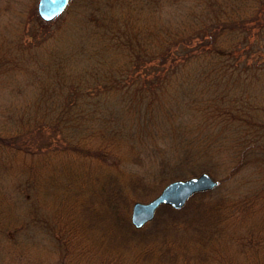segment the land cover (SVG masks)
I'll return each mask as SVG.
<instances>
[{"label":"trees","instance_id":"1","mask_svg":"<svg viewBox=\"0 0 264 264\" xmlns=\"http://www.w3.org/2000/svg\"><path fill=\"white\" fill-rule=\"evenodd\" d=\"M25 16L0 31V264H264V175L223 184L264 173V0ZM202 172L218 185L132 223L135 201Z\"/></svg>","mask_w":264,"mask_h":264},{"label":"water","instance_id":"2","mask_svg":"<svg viewBox=\"0 0 264 264\" xmlns=\"http://www.w3.org/2000/svg\"><path fill=\"white\" fill-rule=\"evenodd\" d=\"M70 0H38V13L45 21H51L62 14ZM218 185V181L208 172H202L185 179H176L164 186L162 191L148 201H135L131 211V221L137 227L144 226L151 221L161 204H169L174 208H181L196 192L211 190Z\"/></svg>","mask_w":264,"mask_h":264},{"label":"rangeland","instance_id":"3","mask_svg":"<svg viewBox=\"0 0 264 264\" xmlns=\"http://www.w3.org/2000/svg\"><path fill=\"white\" fill-rule=\"evenodd\" d=\"M36 1V7L38 4V0H0V31L5 32L9 35L17 32L22 25V17L26 18L25 10L27 9V5H31ZM53 27V26H52ZM55 27V24H54ZM63 29V28H62ZM75 27L70 25L66 28L68 38L71 34H77L75 31ZM75 37V36H74ZM228 161V158L225 157L224 161L219 158L216 161V172L212 173V175L218 178H222L226 176L225 162ZM249 165V164H248ZM224 166V167H223ZM260 168V167H258ZM252 166H242L237 170V174L234 177H231L227 181H224L225 189H232V187H239L241 192H247L251 187L260 186V182L262 181V176L264 175L263 171Z\"/></svg>","mask_w":264,"mask_h":264}]
</instances>
